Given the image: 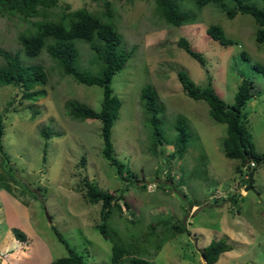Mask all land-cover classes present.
Listing matches in <instances>:
<instances>
[{"label":"rangeland","instance_id":"374dc122","mask_svg":"<svg viewBox=\"0 0 264 264\" xmlns=\"http://www.w3.org/2000/svg\"><path fill=\"white\" fill-rule=\"evenodd\" d=\"M57 1L60 7L30 21L53 20V13L58 14L64 5H68L66 12L84 7L102 16L108 1L113 10L110 21L129 54L110 80L113 94L121 100L111 128L113 155L125 169L117 173L102 155L100 120H74L65 108L68 100H77L99 110L102 87L64 75L46 51L26 57L18 35L30 28L27 22L17 15H0V52L18 53L23 62L43 65L48 74L45 83L34 86L33 90L40 91L34 99L20 102L19 87H0V112L5 114L4 153L0 152V264H50L68 255L53 228L83 256L85 264H129L128 259L112 258L111 240L97 230L101 202L86 199L85 177L117 196L120 209L107 219L115 233L109 232L138 245L139 257L156 264H205L200 250L222 238L232 248L213 264H264V75L253 68L255 62L264 64V41L255 39L260 27L255 19L240 12L227 18L222 5L208 3L199 10L192 0H183L185 10L196 15V20L175 27L159 17L154 0ZM250 1L264 9V0ZM225 5L233 4L226 1ZM210 24L222 27L231 42L221 44L211 38L206 32ZM181 36L202 55L204 64L177 45ZM76 44V65L96 71L88 44L80 40ZM178 71L199 86L211 78L226 104L233 103L243 78L253 82V96L243 109L254 151L263 157L254 168L253 189L244 190L246 163L239 172L235 166L241 161L222 152L226 124L210 117L206 101L183 92ZM146 84L163 108L159 116L165 141L161 146L155 144L156 150L163 149L162 154H151L148 148L150 129L140 99ZM177 116L186 121L188 129V149L182 156L174 153L172 143ZM82 158L83 167L79 164ZM127 169L133 175L127 176ZM160 219L186 228L174 236L170 229L163 232L161 224L150 231L149 224ZM164 238L161 249L154 252Z\"/></svg>","mask_w":264,"mask_h":264},{"label":"trees","instance_id":"16d2710c","mask_svg":"<svg viewBox=\"0 0 264 264\" xmlns=\"http://www.w3.org/2000/svg\"><path fill=\"white\" fill-rule=\"evenodd\" d=\"M195 7L201 10L208 3L222 5L225 9L227 18H233L238 12L251 15L260 26L256 31L255 39L258 42L264 41V9L258 7L250 0H192ZM231 2L233 5L226 7L225 2ZM155 9L160 18L171 26L179 27L183 24L192 23L196 20V15L189 14L185 10L183 0H154ZM108 8L104 14L95 15L86 8H77L66 12L68 5L57 14L53 13L55 19L42 18L30 21L29 18L36 15H49V9L60 7L57 0H0V15L11 14L17 15L23 21H26L30 28L23 29L18 35V41L21 50L26 57L32 58L46 51L51 59L55 60L58 67L64 75H71L76 80L93 85L97 84L102 87L103 98L99 110H95L83 102L77 100H68L65 108L68 115L78 121L85 119H99L100 136L102 139V155L115 166L117 173L124 172V164L119 162L113 155V145L111 141V128L115 119L119 116L121 100L112 92L110 80L113 74L119 71L127 61L129 54L122 47V37L116 27L110 21L113 17V10L109 8V2H104ZM207 34L219 41L221 44H228L231 39L225 36V33L219 25L210 24L206 28ZM77 40L85 42L93 53L92 60L96 62V71H90L79 68L76 64L79 58ZM177 45L183 48L192 57L204 64L202 55L194 50L185 37L178 39ZM4 62L0 63V87L13 85L20 88L19 101L34 99L39 95V90H33L36 84L45 83L48 74L43 65H30L23 62L18 53L10 55L5 51L0 52ZM244 56V52H243ZM246 57V56H245ZM253 68L264 75V64L255 62ZM178 80L183 92L191 99H202L208 103L210 117L215 122L226 124V137L222 140L221 148L225 157L229 159H238L241 165H236L237 171L242 172V164L247 159L248 163L254 161L258 163L263 159L261 154L254 151V142L252 133L247 125L246 115L243 109L246 103L252 98L253 82L250 79L243 78L234 94L232 104H226L225 101L216 93L211 78L207 84L199 86L189 75L183 71H178ZM107 80V83L105 82ZM142 107L146 114V123L150 129L148 148L151 154L163 153L159 147L156 150L155 144L161 146L165 136L162 132V120L159 116L163 112L162 105L159 103L156 93L151 85L146 84L140 91ZM11 105V101L7 102ZM179 116V115H178ZM177 116V117H178ZM5 114L0 112V152H3V120ZM183 121H182V120ZM176 135L172 140L174 142V153L179 156L184 155L188 149V129L186 121L183 118H176L174 121ZM174 156V155H172ZM181 158V157H180ZM82 167L85 160L82 158L79 162ZM257 165V164H256ZM255 168V167H254ZM254 168H252L254 170ZM127 176L131 173L130 169L126 171ZM133 175V174H132ZM85 186V197L91 203L101 202L100 217L101 220L96 224L99 233L112 242L111 254L114 260L122 262L128 259L129 264H156L154 261L139 257L141 250L134 242H127L118 239V235H111L112 232L108 224V217L118 210L117 196L108 190L99 188L86 177L83 182ZM122 203L126 209H130V203L123 198ZM163 225L164 231L171 230L173 236L186 228L181 223H171L169 219H160L153 224H149L150 231L156 230L157 225ZM54 229V233L61 241L68 255L59 257L50 264H85L83 256L71 248L60 232ZM17 231V230H16ZM112 233H115L113 231ZM167 236L170 239L172 236ZM18 238H23V234L16 232ZM116 237V238H115ZM163 241L155 246L154 252H158ZM232 246L225 239H214L207 246L200 250L205 264L215 263L220 255L229 251Z\"/></svg>","mask_w":264,"mask_h":264},{"label":"water","instance_id":"95a60500","mask_svg":"<svg viewBox=\"0 0 264 264\" xmlns=\"http://www.w3.org/2000/svg\"><path fill=\"white\" fill-rule=\"evenodd\" d=\"M105 82L107 83V80ZM245 162L247 163V159H245ZM253 173H254V171L249 169V171H248V183L244 188L246 191L253 189V186H252Z\"/></svg>","mask_w":264,"mask_h":264},{"label":"clouds","instance_id":"9594fccd","mask_svg":"<svg viewBox=\"0 0 264 264\" xmlns=\"http://www.w3.org/2000/svg\"><path fill=\"white\" fill-rule=\"evenodd\" d=\"M251 162V161H250ZM249 162V163H250ZM252 162H254V161H252ZM246 163V162H245ZM249 163H248V161H247V163H246V169H245V176H246V178H247V183H248V171H249V169L250 170H253L252 168H254V167H256L257 165L255 164V166L254 167H251V168H249L248 167V165H249ZM254 171V170H253ZM253 179V178H252ZM252 183H253V181H252ZM252 186H253V184H252ZM245 190V189H244ZM251 190V189H250ZM246 191V190H245ZM202 256V255H201ZM203 258V257H202Z\"/></svg>","mask_w":264,"mask_h":264},{"label":"built area","instance_id":"2783aa9c","mask_svg":"<svg viewBox=\"0 0 264 264\" xmlns=\"http://www.w3.org/2000/svg\"><path fill=\"white\" fill-rule=\"evenodd\" d=\"M254 166H255V163L252 162V161H251V162L249 163V165H248L249 168L254 167Z\"/></svg>","mask_w":264,"mask_h":264}]
</instances>
